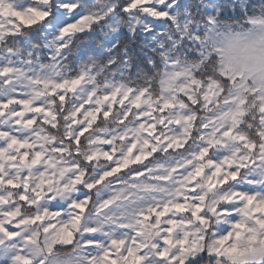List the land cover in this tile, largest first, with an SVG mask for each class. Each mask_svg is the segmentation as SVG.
Masks as SVG:
<instances>
[{
  "label": "snow or ice",
  "instance_id": "6c2138e0",
  "mask_svg": "<svg viewBox=\"0 0 264 264\" xmlns=\"http://www.w3.org/2000/svg\"><path fill=\"white\" fill-rule=\"evenodd\" d=\"M180 7L0 0V264H264V84Z\"/></svg>",
  "mask_w": 264,
  "mask_h": 264
},
{
  "label": "rangeland",
  "instance_id": "374dc122",
  "mask_svg": "<svg viewBox=\"0 0 264 264\" xmlns=\"http://www.w3.org/2000/svg\"><path fill=\"white\" fill-rule=\"evenodd\" d=\"M246 3L247 0H180L181 7L175 10V16L181 18L180 22L185 29L188 28L190 20H194L195 27L203 33L205 21L213 15L214 6H222L224 19L233 20L235 27L239 28L241 23L235 19L238 12L244 11ZM233 4L238 5L234 10L230 7ZM218 14L216 15L218 26L207 35V47L210 49L208 55L216 58L217 71L222 75L238 77L248 84L255 83L257 86L264 84V74L249 71L253 62L260 59V54H264V16L250 17L243 23L247 29L235 30L229 25H220ZM185 17H190V20ZM163 28L164 40L170 38L172 32L180 31L179 27L172 28L168 23H164ZM188 34V31L183 32L185 36ZM164 40H161V44ZM173 43L179 41L174 40ZM242 60L246 62L243 69L240 63Z\"/></svg>",
  "mask_w": 264,
  "mask_h": 264
},
{
  "label": "trees",
  "instance_id": "16d2710c",
  "mask_svg": "<svg viewBox=\"0 0 264 264\" xmlns=\"http://www.w3.org/2000/svg\"><path fill=\"white\" fill-rule=\"evenodd\" d=\"M198 14H196V18ZM255 16H264V0H247L246 6L244 11H240L237 13L236 21H239L241 23V26L239 28L235 27V24L233 23V20L231 19H224L223 12L220 11V13L217 16V19L220 21V25H229L232 29L235 28L238 30H245L247 29L246 25H243L250 17ZM212 63L215 66L217 70V62L216 58L212 57Z\"/></svg>",
  "mask_w": 264,
  "mask_h": 264
},
{
  "label": "clouds",
  "instance_id": "9594fccd",
  "mask_svg": "<svg viewBox=\"0 0 264 264\" xmlns=\"http://www.w3.org/2000/svg\"><path fill=\"white\" fill-rule=\"evenodd\" d=\"M240 63L243 69V67L246 66V62L242 60L240 61ZM249 71L254 72V73L264 74V54H260V59L253 62V66L249 68Z\"/></svg>",
  "mask_w": 264,
  "mask_h": 264
}]
</instances>
